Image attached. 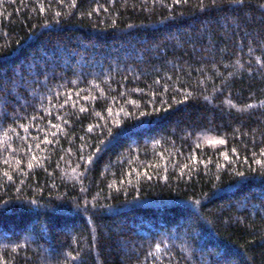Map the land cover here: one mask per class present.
Returning <instances> with one entry per match:
<instances>
[{"label": "trees", "instance_id": "trees-1", "mask_svg": "<svg viewBox=\"0 0 264 264\" xmlns=\"http://www.w3.org/2000/svg\"><path fill=\"white\" fill-rule=\"evenodd\" d=\"M0 264H264V0H0Z\"/></svg>", "mask_w": 264, "mask_h": 264}]
</instances>
